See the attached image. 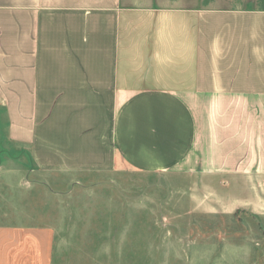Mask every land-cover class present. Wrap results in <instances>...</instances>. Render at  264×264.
Wrapping results in <instances>:
<instances>
[{"label": "crops", "instance_id": "crops-1", "mask_svg": "<svg viewBox=\"0 0 264 264\" xmlns=\"http://www.w3.org/2000/svg\"><path fill=\"white\" fill-rule=\"evenodd\" d=\"M236 3L0 0L8 140L45 172L200 175L263 216L264 0Z\"/></svg>", "mask_w": 264, "mask_h": 264}, {"label": "rangeland", "instance_id": "rangeland-1", "mask_svg": "<svg viewBox=\"0 0 264 264\" xmlns=\"http://www.w3.org/2000/svg\"><path fill=\"white\" fill-rule=\"evenodd\" d=\"M218 7L239 0H128ZM0 107V264H264V215L223 210L184 171L45 172Z\"/></svg>", "mask_w": 264, "mask_h": 264}]
</instances>
